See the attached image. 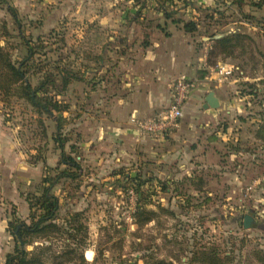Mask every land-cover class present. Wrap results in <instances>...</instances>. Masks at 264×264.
<instances>
[{
    "label": "rangeland",
    "instance_id": "obj_1",
    "mask_svg": "<svg viewBox=\"0 0 264 264\" xmlns=\"http://www.w3.org/2000/svg\"><path fill=\"white\" fill-rule=\"evenodd\" d=\"M232 1L234 0H193L192 4L185 8L178 9L176 6L173 16L198 20V29L193 34L186 33L198 53L205 49V45L208 46V52L213 39L230 32L235 31L244 36L243 47L237 48L231 55L224 54L225 58L219 55L212 57L209 62L205 59L209 67L200 65L197 72L198 75L201 72L208 75L216 71L223 73L222 71L227 69L232 71L227 75L223 73V80L218 83L220 86L216 90L225 98H236V104L240 103L244 109L243 114L237 117L238 124L241 123L245 134L256 136L262 144L264 129L259 135L256 133L259 120L255 119L264 117V1L255 6L251 1L260 0H243L240 10ZM9 3L17 9L21 23L19 29H22L25 35H32V38L42 36L52 47L62 46V53L66 57L69 56V61H73L76 67L80 63L94 66L89 62L93 56L100 52L107 54L116 40L114 37L110 39L111 31L106 30L110 29L107 26L112 25L114 21L108 19L102 21L103 24H98V21L83 20V17L89 16L90 10L94 13L95 10L99 11V8L101 11L110 9L113 7L110 3L98 4L92 0H9ZM79 3L81 5H78ZM149 6L154 8L150 10L158 9L157 4ZM131 7L132 4L120 5V8L128 11ZM167 7L169 11L174 9L170 5ZM210 14L212 16L208 17ZM155 21L156 19L152 20L151 25H154ZM2 22H5L12 35L18 33L5 8L0 10V23ZM131 22L129 21L130 28L127 41L125 40L129 44L140 37L143 39L147 35L145 33L150 32L143 30L146 32L142 34L143 31L140 30L143 25L149 27L148 20L139 21L140 28ZM211 34L213 35L208 36ZM10 43L18 50L22 48L19 37H12ZM228 63L238 68H228ZM94 73L90 74L88 69L85 75L92 80L95 78ZM89 89L90 86L85 83H71L65 94L70 110L63 113L68 120L62 135L69 137V143L72 142L76 129L81 133L79 143L83 144L87 140L88 120L85 117L90 109V101L84 93L88 94ZM101 90L102 88L94 94V99ZM238 98L242 100L239 101ZM78 109L83 112L84 122V118L80 120L76 115ZM0 114L2 122L10 127L11 136L18 143L21 154L27 155L26 160L33 164L34 170L42 169L43 172L45 165L39 155L45 154L47 163L48 159L54 161L52 157L58 154V150L50 139L41 136L40 127L30 107L15 99L7 105L0 101ZM46 123L48 131L53 130V122L47 120ZM251 144L248 143V149H252L249 146ZM262 150L264 151V145ZM84 155L87 159L84 162L85 174L88 177L82 180L80 192L76 194L78 197H70L68 207L84 210L89 227V248L95 249L96 259L92 264H151L157 262L156 260H162V264H199L202 259L206 260L204 254H201L205 248L207 252L213 249L220 258L228 255L230 259L227 264H244L246 259L254 262V257L258 261V257L264 254V182L259 180L264 174V167L255 161L256 157H252L251 161L241 160L243 166H252L258 175L251 185L262 201L257 202L256 206L243 208L241 213L230 214L229 208L221 207V199H217L216 195L208 200L194 197L191 201L185 181L179 185L177 191H174L175 182L170 184V190L159 191L153 181L149 191L150 194L155 191V194L150 195V202L146 205L144 213L138 217L142 220L147 216L151 220L136 223L132 220L136 194L130 182L122 175L115 176V173L124 172L130 177L138 175L140 179L156 177V167L151 157L145 155L141 162L136 158L140 155L139 150L126 151L123 148L119 151V148L109 147L108 143L95 148L93 153L88 149ZM39 181L40 178L30 184L26 191H35ZM212 184L208 187L215 188ZM58 188L60 185L56 187ZM228 188L231 189L230 185ZM249 189L250 187H247V190ZM249 194H238L241 204L245 202H241L243 198L251 199L252 193ZM230 201H235L234 197ZM201 204L203 207H200ZM158 205L162 206V210ZM246 214L252 217L247 228L244 227ZM26 248L30 250L32 246ZM254 250H260L262 253H259V256L252 255L251 258V252ZM86 254L92 256L90 250H87Z\"/></svg>",
    "mask_w": 264,
    "mask_h": 264
},
{
    "label": "crops",
    "instance_id": "obj_2",
    "mask_svg": "<svg viewBox=\"0 0 264 264\" xmlns=\"http://www.w3.org/2000/svg\"><path fill=\"white\" fill-rule=\"evenodd\" d=\"M92 1L98 4L110 3L113 7L104 11L99 8L94 13L90 10L89 16L83 17V20L98 21V24L108 19L114 21L107 26L110 29L106 30L111 31L109 38L114 37L116 40L107 54H97L103 56V62L99 61L98 64L103 65L99 72H105V75L95 89H89L88 94L84 93L90 101V109L85 117L88 120L87 140L83 144L79 143V129H76L72 140L82 162L87 161L84 155L86 150L90 149L93 153L95 148L106 143L113 149L119 148V151L123 148L126 151L137 149L140 152L136 157L138 161L145 155L151 157L156 167L155 176L159 179H168L171 183L185 180L191 201L194 197L208 200L216 195L217 199H221V207L229 208L230 214L241 213V209L262 202L257 191L251 187L258 177L255 169L241 163V160L251 161L252 157H256L255 161L264 167L262 144L256 136L245 134L241 123L238 124L237 117L243 114L244 109L240 103L236 104V98L230 100L216 90L220 86L218 83L223 80L224 72L216 71L208 75L201 72L198 75L200 65L208 66L205 63L208 46L205 45V49L198 53L180 26L165 21L159 9L150 10L154 9L149 6L155 4L153 0H147V6L142 8L139 17L134 13L137 7H131L129 11L120 8V5L136 3L133 0ZM2 8L0 6V10ZM155 19L154 25H151ZM143 20H148L149 27L138 26L139 21ZM129 21L136 24L141 32H150L145 33L147 35L143 39L140 37L136 41L132 40L131 44L127 43ZM145 40L146 44H143ZM95 56L89 61L94 65L90 67H97ZM226 65L228 68L235 67L230 63ZM179 77H185L190 83L187 99L182 105L183 116L179 126L164 138L138 133L131 123V117L148 119L161 113L169 105L174 80ZM76 82L84 84L82 81L72 83ZM100 88L101 93L94 99V94ZM209 91H214L219 98L220 105L217 108L204 107L205 96ZM76 115L79 119L84 118L80 109ZM47 139L51 140V137ZM248 143H252L249 145L252 149H248ZM57 150L58 154L52 157L54 161L48 159L47 163L42 153L40 158L44 165H57L60 152ZM21 153L18 143L11 136L10 127L2 122L0 114V264L5 263L6 254L15 246L7 230L8 220L13 211L20 218L27 217L28 204L24 195L29 185L38 181L43 173L42 169L34 170L33 164L26 160L27 155ZM198 180L202 181L199 186L193 183ZM210 184L215 188H209ZM247 187L250 189L247 190ZM241 192L247 196L251 192V199L243 198L241 202H245L241 204V198L238 197ZM232 197L235 201L229 202ZM87 250L92 252L91 257L86 254ZM94 251L93 248H87L84 251L85 259L92 262Z\"/></svg>",
    "mask_w": 264,
    "mask_h": 264
},
{
    "label": "trees",
    "instance_id": "obj_3",
    "mask_svg": "<svg viewBox=\"0 0 264 264\" xmlns=\"http://www.w3.org/2000/svg\"><path fill=\"white\" fill-rule=\"evenodd\" d=\"M153 1L162 12L165 21H169L177 27L180 26L185 33L189 34H193L198 29L197 19L185 20L173 16L176 6L178 9L185 8L191 5L193 0ZM262 1L264 0L251 1V4L256 6ZM133 2L136 3H133L132 7H137L134 13L136 17H139L142 8L147 6V0H133ZM232 2L240 10L243 0ZM168 5L173 6L174 9L169 11ZM0 6L6 9L18 31L16 35H12L5 26V22L0 23V101L4 105L14 99L23 101L35 115L41 136L43 138L50 136L55 148L60 150L57 165L54 167L45 165L36 190L24 195L28 204L27 217L20 218L13 211L12 217L8 220L7 230L13 237L15 246L11 252L6 254L4 264H92L84 257V251L90 246L89 227L84 210L68 207L70 197H78L76 194L80 192L82 180L88 175L85 174L79 150L72 142L69 143L70 139L67 135H62L68 120L63 116V113L70 110V104L65 100V94L72 82L82 81L90 86V89H95L101 82L105 72L97 77L103 66L98 62H103V56L96 55L94 57L97 67H90L87 63H80V66L76 67L73 61H69V56L66 57L62 53V46L52 47L51 43L45 42L42 36L32 38V35H25L24 31L19 29L21 23L17 9L7 0H0ZM211 16L212 14L208 15V17ZM14 36L21 38L22 48L20 50L10 43V39ZM243 38L241 33L234 31L213 39L207 52V61L209 62L212 57L219 55L225 58V55L233 54L237 48L243 47ZM234 41H237L238 44ZM143 44H146V40L143 41ZM46 47L48 49H45ZM88 69L90 74L95 72V78L92 80L85 75ZM47 120H51L54 124L53 130L49 134ZM257 120L259 121L256 133L259 135L260 131L264 129V117ZM262 141L263 145L264 140L262 139ZM66 146L68 150H66ZM40 156L41 154L39 158ZM115 174L122 175L129 181L136 194L132 220L136 223L150 221L151 218L147 216L142 220L138 217L144 213L146 205L150 202L148 199L150 195L155 194V191H151V194L149 191L152 182H155L159 191H167L170 190L171 181L154 176L140 179L138 175L130 177L124 172ZM184 181L173 183L174 191H177L179 185H182ZM201 182L200 180L193 181L198 186ZM58 185L60 188L56 189ZM144 186L147 188L143 189ZM158 208L162 210V206L158 205ZM153 219L155 220V218ZM29 245L32 246L30 250L26 248ZM259 253L262 252L260 250L252 251L251 258H253L252 255L259 256ZM201 254H204L206 260L202 259L199 264H227L230 259L228 255L223 258L218 257L217 252L213 249L207 252L205 248ZM156 261L151 264H162V260ZM254 262L264 264V254L258 257V261L254 257ZM254 262L246 259L244 264H255Z\"/></svg>",
    "mask_w": 264,
    "mask_h": 264
},
{
    "label": "built area",
    "instance_id": "obj_4",
    "mask_svg": "<svg viewBox=\"0 0 264 264\" xmlns=\"http://www.w3.org/2000/svg\"><path fill=\"white\" fill-rule=\"evenodd\" d=\"M223 72H230L229 69ZM190 83L185 77L174 80L169 105L153 118L131 117V123L140 134L155 138H164L174 131L183 116L182 105L187 99ZM259 180L264 182V174Z\"/></svg>",
    "mask_w": 264,
    "mask_h": 264
},
{
    "label": "water",
    "instance_id": "obj_5",
    "mask_svg": "<svg viewBox=\"0 0 264 264\" xmlns=\"http://www.w3.org/2000/svg\"><path fill=\"white\" fill-rule=\"evenodd\" d=\"M220 105L219 98L215 95L214 91H209L205 96L204 107L217 108ZM252 217L248 214L244 216V227H249Z\"/></svg>",
    "mask_w": 264,
    "mask_h": 264
}]
</instances>
